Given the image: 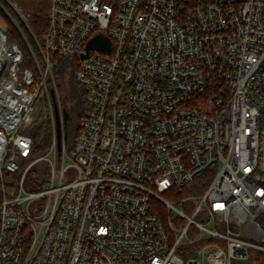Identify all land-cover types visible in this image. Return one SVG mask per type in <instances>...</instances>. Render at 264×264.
<instances>
[{
	"label": "built area",
	"instance_id": "obj_1",
	"mask_svg": "<svg viewBox=\"0 0 264 264\" xmlns=\"http://www.w3.org/2000/svg\"><path fill=\"white\" fill-rule=\"evenodd\" d=\"M0 7L26 46L0 28V264H259L264 0H50L42 39L13 0ZM98 34L110 50L82 59ZM60 58L76 61L87 106L71 147ZM45 99L53 141L34 157ZM211 169L182 201L192 215L165 198Z\"/></svg>",
	"mask_w": 264,
	"mask_h": 264
},
{
	"label": "trees",
	"instance_id": "obj_2",
	"mask_svg": "<svg viewBox=\"0 0 264 264\" xmlns=\"http://www.w3.org/2000/svg\"><path fill=\"white\" fill-rule=\"evenodd\" d=\"M16 1H18L20 5L24 6L26 9L30 10L33 13V15L31 14V26L37 33H40L41 30H43L44 27H46L48 24L50 0ZM0 19H4V21L10 22L1 7ZM10 31V36L16 39L17 35L15 27H12ZM23 48L25 49V47ZM27 61L28 59H26V62ZM26 62L24 64L25 66H32V64H30L29 62H27V64ZM75 71V60L64 58L58 59V65L55 69V74L56 79H61L63 83V85H59L61 103L63 109L69 115L68 119L65 122L66 141L68 147L72 146L78 131L80 119L87 110L85 93L84 90L75 81ZM66 82L69 83L70 89L65 88ZM29 134L33 137L35 143L34 157H39L46 154L53 141L52 122L48 118L44 117V114L41 113L39 119L35 121L30 128ZM204 176L196 179L193 183L186 186L182 193H192L194 195H200L204 193L209 184L208 181L203 180ZM154 212L160 215V217L164 218V216L160 212H157L156 210ZM258 262L259 264H264V256H261L258 259Z\"/></svg>",
	"mask_w": 264,
	"mask_h": 264
},
{
	"label": "rangeland",
	"instance_id": "obj_3",
	"mask_svg": "<svg viewBox=\"0 0 264 264\" xmlns=\"http://www.w3.org/2000/svg\"><path fill=\"white\" fill-rule=\"evenodd\" d=\"M13 1H14V3H16L18 5V7L20 9H22V10H24V11H26V12H28V13H30V14L33 15V13L30 10H28L24 6L20 5L18 1H16V0H13ZM17 22H19V21L17 20ZM30 25H31V23H30ZM12 27H15V26L11 22H7V21H4V19H0V28H2L3 30H5V31H7L8 33L11 34L10 29ZM31 28H32V26H31ZM45 28L46 27H44V29ZM44 29L41 30L40 33H37L33 28H32V31H33V34L38 39H42V36H43V33H44ZM15 31H16V29H15ZM16 35H17V37H16L17 41L22 45V47H24L25 45L22 44V39L20 38V36L17 33V31H16ZM27 36L30 39V36L29 35H27ZM25 48H26V46H25ZM27 59H28L27 62H29L30 64H32L29 56H28ZM57 83H58V86L59 85H63L61 79H57ZM65 88L66 89H70L69 83L66 82ZM61 106H62V103H61ZM62 108H63V106H62ZM41 113L44 114V117L48 118L52 123L56 120V117H55V107L54 106H51L50 103H49V101L47 99H45L44 101H42L40 103V105H38L37 111L35 113V121H37L39 119V116H40ZM65 113H67V112L64 110V114ZM215 173H216V170L215 169H211L203 177V180L208 181V183H209L212 180V178L214 177ZM195 196L196 195H194L192 193H182V194H179V195H174L173 193H169V194H166L165 195V198L168 199V200H170V201H173L174 203H176V205L178 207H182L185 210V212H187L189 215H192L193 214V211H194L193 210V207H192L193 206L192 202L182 203V201L184 199L188 198V197H195ZM153 206H154V209L157 212H160L164 216V218L167 220L169 214H168L167 209L161 204V202H159L158 200L155 199V200H153ZM174 215H175V213L172 214L173 217H174ZM204 219H206L204 217V215H200L199 218H198V220H200V221H202ZM185 223H186L185 221H181L179 219H176L174 221V224L178 228H182L185 225ZM189 237L191 239H196L198 237V232L196 231V229L192 228L190 230ZM193 248H194V246H193ZM192 251H193L192 248H184L183 251H180L179 250L178 251V254L181 255L184 258H189L192 255ZM256 256H257L256 252L255 251H251V257L255 258Z\"/></svg>",
	"mask_w": 264,
	"mask_h": 264
},
{
	"label": "water",
	"instance_id": "obj_4",
	"mask_svg": "<svg viewBox=\"0 0 264 264\" xmlns=\"http://www.w3.org/2000/svg\"><path fill=\"white\" fill-rule=\"evenodd\" d=\"M90 50H99V51H109L110 50V43L108 40H103L102 35L98 34L96 35L92 40H90L88 47L86 49L85 54H83L82 59H85L88 57ZM69 115L65 113V119L67 120ZM57 132L58 137H60V121L59 116L57 114Z\"/></svg>",
	"mask_w": 264,
	"mask_h": 264
}]
</instances>
